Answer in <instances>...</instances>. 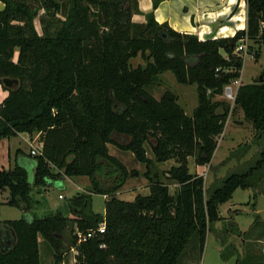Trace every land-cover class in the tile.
<instances>
[{
  "label": "trees",
  "instance_id": "trees-1",
  "mask_svg": "<svg viewBox=\"0 0 264 264\" xmlns=\"http://www.w3.org/2000/svg\"><path fill=\"white\" fill-rule=\"evenodd\" d=\"M0 1V82L18 80L11 88L2 84L7 95L0 102V139L37 132L42 142L41 153L31 155L32 182L19 164L0 167V206L26 214L32 186L63 175H85L90 181L87 191L68 198L71 217L57 210L0 221V264H41L38 236L55 263L74 247V264H178L193 235L202 250L210 225L221 218L219 206L237 188L246 189L256 170L264 172V69L261 79L238 87L233 104L262 142L253 165L224 177L208 196L203 176L188 168L189 157L197 165L212 159L231 108L214 96L240 76L238 40L246 35L264 42V0H245V29L205 40L157 22L153 12L144 22H133L132 14L140 12L137 0ZM160 1L152 0L153 8ZM138 54L145 64L133 67L129 61ZM165 71L177 82L196 84L191 115L171 91L155 98L147 90ZM107 144L131 151L145 165L147 195L133 201L113 195L138 172L110 155ZM168 159L175 165L160 174L155 163ZM161 175L177 182L175 192ZM92 193L110 195L104 213L93 211ZM100 222L103 232L76 242L75 228L85 232Z\"/></svg>",
  "mask_w": 264,
  "mask_h": 264
},
{
  "label": "rangeland",
  "instance_id": "rangeland-1",
  "mask_svg": "<svg viewBox=\"0 0 264 264\" xmlns=\"http://www.w3.org/2000/svg\"><path fill=\"white\" fill-rule=\"evenodd\" d=\"M42 12L43 10H40L39 13ZM35 25L37 31L41 33L42 30L38 18L35 20ZM246 45L247 52L242 57L241 84L255 82L264 69V42L256 44L252 40H246ZM256 51L259 52L258 58H255L254 55ZM16 55L17 53H15L14 60ZM129 62L133 67L145 64L139 54L135 58H131ZM158 79L147 90L155 98H159L166 90L171 91L177 96V101L185 113L191 115L197 105L196 84L177 82L171 71L159 74ZM5 93V89L0 90V99L3 98ZM214 100L227 102L223 98V93L215 95ZM227 103H229L231 108L223 132L217 136V147L210 163L203 168L202 174H200L204 178L203 188L205 196H208L214 188L218 187L222 179L227 175L249 169L258 157L262 147V142L258 140L257 133L251 123L244 119L242 110L239 107L233 108L234 102ZM34 134L31 133V137ZM23 137H26V135L19 133L15 137H10L9 143L6 142V139L0 140V166L8 167L9 163L13 164V151L15 148L26 149L28 147L26 141L22 139ZM7 145L10 147V157H8ZM146 149L149 151L147 145ZM149 154L152 155L150 151ZM31 160L33 161V159ZM124 160L126 161L124 164L128 169H134L138 172V175L132 177L130 182H132V186L140 188V185L145 183H142L141 177L137 180L136 178L141 176L143 167L146 169L144 164L137 161L134 157L130 158L128 154L124 157ZM162 163L158 162L157 164ZM160 168L167 170L168 163ZM26 169L29 172L27 167ZM79 178L81 180L84 178V185L79 183L81 189H77L78 191L76 192H84V187H90V181L89 184L87 182L89 178L81 176ZM144 179L146 178L144 177ZM161 180L169 185L171 191L175 192L177 188L176 181L166 179L163 175H161ZM249 184L246 189L237 188L232 193L231 198L219 206L221 218L210 225L202 250H200L198 236L193 235L178 264H249L264 260V172L256 170L249 176ZM37 189L40 190L39 193L41 195H36ZM43 189V187L37 186L30 193L31 204L29 213L36 217L48 215L56 211L55 208L58 206L63 211L64 207H67L69 195H72L73 191L76 190V186L71 181H66V185H63L58 190L48 188L44 191ZM76 192L74 191V193ZM58 194L69 197L58 202L56 200ZM56 203L58 206L55 207ZM92 209L95 212H103L104 197L101 194H92ZM63 213L68 214L65 210ZM22 216H26V214L17 207L6 204L0 206V221L18 219ZM38 238L41 264L75 263L77 254H73L71 250H65L62 253L61 261L55 263L51 248L41 236H38Z\"/></svg>",
  "mask_w": 264,
  "mask_h": 264
},
{
  "label": "crops",
  "instance_id": "crops-1",
  "mask_svg": "<svg viewBox=\"0 0 264 264\" xmlns=\"http://www.w3.org/2000/svg\"><path fill=\"white\" fill-rule=\"evenodd\" d=\"M137 5L140 12L132 14L131 20L133 22L142 23L145 21V14L148 12H153L154 18L157 22L159 23L166 22L175 31L194 34L198 37L199 40L233 36L236 31L243 30L246 28L247 4L245 0H161L155 8H153L152 6V0H137ZM3 7L4 4L0 1V11L3 9ZM6 95H7V90L3 97H5ZM0 100H2V98ZM19 133H24L26 135V137H23L22 139L26 141L28 147L26 149H22L20 147L15 148V150L13 151V164L11 165L9 163L8 167L11 168L15 164H19L20 166L24 167L27 172L28 179L30 180V182H32L34 169H35V162L30 154L31 144H39V143L42 144V142L40 139V135L37 132H33L35 133L33 137H31L30 135L31 133H27V132H19ZM19 133H17L15 136H17ZM15 136H11V137H15ZM9 138L10 137L2 138V139H6V142L9 143L10 142ZM107 148H108V153L118 158L123 164L126 162L124 160V157L127 154L129 155L130 158L134 157L131 151L119 149L112 144H107ZM149 151L146 149L148 157L153 158V155H150ZM7 152H8V157H10L9 145H7ZM39 153H41V148H39ZM31 159H33V161ZM174 161H175L174 159H168L164 161L162 164L155 163V167L158 170V172L161 174L162 173L161 170L163 169H161L160 167L168 163V168H170L172 165H174ZM205 166L206 165L195 164L192 157L188 158V168L191 173H197L200 175L202 174V170ZM0 167H4V165H1ZM8 167H4V168H8ZM26 167L28 168L29 172L27 171ZM127 170H131V169L127 168ZM144 171L145 169L143 167V171H141V176H138L136 178L137 180L138 178L141 177L142 183H145L140 185L141 186L140 188H137V186H132L133 184L132 182H130L132 177H128L125 183L118 190H116L113 193V195L116 198L125 201H133L137 195H147L149 193V187H148V181L144 179L143 176ZM79 177L80 176L63 175L60 177L48 178L44 185H40L38 187H43L44 191L47 190L48 188L58 190L63 185H66V181H71V183L76 186V190H74L76 192L78 191L77 189H81L79 183H82V185H84V180H83L84 178L81 180ZM81 177H87V176L81 175ZM87 182L89 184V180H87ZM34 187L37 186H32L30 193ZM84 188L85 191L89 189V187H84ZM135 188H137V190H135ZM39 191L40 190L38 189L36 190L35 192L36 195H41ZM74 191L72 195L74 194ZM92 194H96V193H92ZM101 195L104 197V203L110 198V195H105V194H101ZM68 197L64 195V197L60 199L58 198L57 195L56 200L59 202L60 200H63L64 198H68ZM56 206H58L57 203L55 204V207ZM58 207L55 208L56 211L57 209L62 211ZM64 210L67 211L68 213L66 215L70 217L72 216V214L69 213L66 206L64 207L63 211ZM102 213H104V210ZM26 216L32 217L33 215H31L28 212L26 213Z\"/></svg>",
  "mask_w": 264,
  "mask_h": 264
},
{
  "label": "built area",
  "instance_id": "built-area-1",
  "mask_svg": "<svg viewBox=\"0 0 264 264\" xmlns=\"http://www.w3.org/2000/svg\"><path fill=\"white\" fill-rule=\"evenodd\" d=\"M246 40H248L247 36L244 35L238 40V43L235 47L234 52L238 53L243 56L244 53L247 52V45H246ZM240 76L238 78H234L230 80L224 87H223V98L227 102H234L236 93L238 90V87L240 86ZM2 83L0 82V90H2ZM209 92V91H208ZM1 102V100H0ZM41 143L39 144H31V149H30V154L31 155H36L39 153V148H41ZM64 196L62 194H58V198H63ZM105 228V223L100 222L95 229H88L85 232L80 231L78 229H75V234L77 236L76 242L80 243L85 241L87 238L91 237L95 231L103 232ZM70 250L73 252V254H77V250L74 247H71Z\"/></svg>",
  "mask_w": 264,
  "mask_h": 264
},
{
  "label": "water",
  "instance_id": "water-1",
  "mask_svg": "<svg viewBox=\"0 0 264 264\" xmlns=\"http://www.w3.org/2000/svg\"><path fill=\"white\" fill-rule=\"evenodd\" d=\"M261 78H262L261 75H259V79ZM1 82L6 88H11L18 84V80L16 78H9V77L3 78Z\"/></svg>",
  "mask_w": 264,
  "mask_h": 264
}]
</instances>
